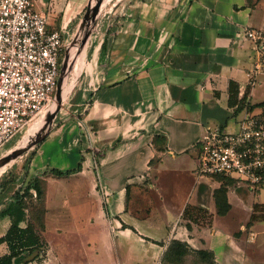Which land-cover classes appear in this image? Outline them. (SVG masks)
<instances>
[{
	"label": "crops",
	"instance_id": "0c3cea01",
	"mask_svg": "<svg viewBox=\"0 0 264 264\" xmlns=\"http://www.w3.org/2000/svg\"><path fill=\"white\" fill-rule=\"evenodd\" d=\"M72 1L82 5L73 17L61 21L57 9L48 17L50 30L61 26L69 35L66 44L78 33L90 2ZM47 2L36 11L47 14ZM261 23L264 0H106L102 5L69 99L73 110L85 108L84 120L92 130L90 155L111 200L118 232L134 234L140 241L127 244L132 264L139 257L135 256L139 243L141 248L153 247L149 246L153 255L141 257L142 263L160 264L171 236L193 251H207L215 264H264L259 260L264 238L253 231L264 221L247 226L253 214L263 213H254L253 207L264 205L262 196H257L264 190L251 192L241 183L227 186L230 208L220 217L212 195L221 183L196 175L200 142L207 130L218 127L236 132L245 113L242 103L260 104L252 100L256 87L264 89V76L258 78V85L247 86L251 50L242 41V31ZM75 120L71 113L55 124L26 161L0 175V238L12 224L22 229L30 225L47 242L43 234L48 227V186L56 181L54 171L69 172L62 176L68 183L85 176L79 183L88 185L85 154L89 148L86 151ZM171 172L194 175L193 185L200 187L192 201L187 196L180 205L163 202L159 178ZM16 180L20 188L39 181L42 205L35 193L21 196L27 187L17 190L18 196L4 194L8 183ZM81 190L90 196L89 190ZM241 190L248 192L243 195ZM238 208L246 211L248 220L231 233L219 221ZM39 209L41 227L34 220ZM203 213L210 216L208 230L198 225ZM62 217L76 222L72 214ZM61 230L56 226V232ZM7 254L6 243H0V257Z\"/></svg>",
	"mask_w": 264,
	"mask_h": 264
},
{
	"label": "rangeland",
	"instance_id": "374dc122",
	"mask_svg": "<svg viewBox=\"0 0 264 264\" xmlns=\"http://www.w3.org/2000/svg\"><path fill=\"white\" fill-rule=\"evenodd\" d=\"M43 2L44 0H31L32 6L35 10L38 6L43 5ZM55 9L60 11L59 13L62 15L60 20L63 21V18L66 16L73 17L77 9L82 10V5L78 4V6H76L72 0H48L47 7L45 8L47 11V14H45L47 19V30H50L48 17L53 15ZM251 29L264 30V23L251 27ZM57 31L62 36L66 37L64 41V44L66 45L69 35L66 34V31L63 30L61 26L57 28ZM78 41L80 43V38ZM76 44H78V42H76ZM63 58L64 54H60L57 60L59 67H61L60 65ZM81 60L82 55L80 52L74 51L70 53V64L69 67L67 66L68 68H66L67 77L63 84L65 93L62 96V101L59 106L60 109L55 116L50 129L62 119L68 117L69 114L73 113L76 115L75 123L78 126L80 136L84 141L86 151H88L87 148H89V151L87 153L85 152V160H87V162L89 160V164L86 162V173L90 174V177H87L90 178V180L87 181V186H83L84 184L81 182L79 183V180L83 179L85 176H82L71 183L65 181L62 176L55 175L56 177H53L56 181L54 183L50 182L48 186V207L50 208L48 227L46 233L43 234L44 240L47 242L45 243L42 241L45 245L44 251L38 257L28 262V264H132L131 260L128 259L132 250L127 248V244L130 245L132 243L136 245L140 242L134 234H121L118 232L116 218L114 216L115 214L111 209V200L109 199V196L106 195L104 185L100 179V175L96 171L92 155H90V138L92 139V130L84 120L85 108H77L73 110L71 100L69 99L74 92L79 76L81 75L80 70L75 79V73L83 65V61L81 62ZM258 80L259 79H257L256 85H258ZM260 90L262 91L261 94L259 93ZM256 93L257 95L253 98L252 102L264 103L263 87L261 89L256 87ZM54 97L55 94L49 106H47L28 124L27 127L1 148L0 158L10 154L15 149L21 148L22 144H26L29 141L28 136L30 137L35 125L38 124L41 115L48 111L51 105L56 102ZM260 112V108H254L250 113L260 114ZM32 149L26 152L22 157L18 158L7 168L3 167L0 170V175L2 172L12 171L15 170L17 166L19 167L22 162L29 158ZM193 182H195V177L192 173L182 174L171 172L170 174H165L159 178V186L164 188V193L159 196H162L163 202L169 200L178 205H180L187 196L188 199L189 197H192V201L200 187V185L194 186ZM8 184H10L9 189L6 188ZM8 184L3 187L4 191L7 189L4 194L8 196L13 193L18 194L17 190L21 191L24 187V184L21 185L22 188L19 187L21 182L18 180L15 182H9ZM234 186L236 185L234 184ZM26 187L27 186L24 188ZM81 187L89 190L90 196H84V191L81 190ZM241 191L243 192V195L248 192L245 190ZM33 193L35 192L33 191L30 193L23 190L21 196H31ZM250 194V196H256L255 194ZM159 196H157L158 199H160ZM257 196H262L260 197V201H264V191L259 192ZM141 204L142 207L146 206V203H143V201ZM237 210H234L231 217H225L219 221V224L231 233H235L241 223H246L248 220V215L244 209L238 208ZM67 213L72 214V216L75 217L74 219L76 222L69 223L67 218L62 217L63 214ZM182 215L186 216L187 214L185 215L183 213ZM198 218L200 219L198 223L199 227L208 230L210 216H208L207 213H203ZM80 219H82V222L76 224ZM175 224H177V222ZM58 225L63 228L61 232H56V226ZM253 231L259 234V238H264V223L256 225ZM146 234L147 233L144 235ZM141 246V243H139L135 249V256H139L134 258L136 264H143L141 257L148 259L149 256L153 255V251H150L149 249V246L150 248H153L151 245L142 248ZM259 260L260 262H264V252L261 254ZM160 264H215V262L207 251H193L189 249L185 243H182L179 239L175 240L171 236L168 241H166L165 247L163 248Z\"/></svg>",
	"mask_w": 264,
	"mask_h": 264
},
{
	"label": "built area",
	"instance_id": "2783aa9c",
	"mask_svg": "<svg viewBox=\"0 0 264 264\" xmlns=\"http://www.w3.org/2000/svg\"><path fill=\"white\" fill-rule=\"evenodd\" d=\"M46 20L31 0H0V150L53 100L61 69L57 60L68 44L57 30H47ZM242 41L251 50L246 77L252 88L264 76V30L244 28ZM250 112L246 107L236 132L207 130L198 177L222 176L251 192L264 190V111Z\"/></svg>",
	"mask_w": 264,
	"mask_h": 264
},
{
	"label": "trees",
	"instance_id": "16d2710c",
	"mask_svg": "<svg viewBox=\"0 0 264 264\" xmlns=\"http://www.w3.org/2000/svg\"><path fill=\"white\" fill-rule=\"evenodd\" d=\"M233 84L230 83V91L231 86ZM233 96V95H232ZM231 100V96H230ZM243 106L247 107L250 111L252 108H260L264 111V103L256 104L254 106H249L248 104L242 103ZM264 115V113H263ZM56 176L68 175L67 173H61L58 171L53 172ZM213 180L220 182L221 186L213 191V200L217 209V214L220 217H223L229 211L230 205L227 200V186L236 185L237 181L231 178H226L222 176H216L212 178ZM33 189L36 195L37 203L42 205L43 199V190L41 183L39 181L34 180L30 183V185L25 189L28 192L29 189ZM14 196H18V194H14ZM21 205V204H20ZM25 207L26 204H22ZM35 208V207H34ZM254 213L263 212L261 215L253 214L250 218V222L247 224L248 227L252 226L253 221L261 219L264 221V205H255L253 207ZM34 220L41 227L42 226V214L39 209L38 214L36 211L34 212ZM0 243H6L8 247V254L0 257V264H24L23 260L33 253H37L36 257H38L43 251L45 245L43 244L41 237L34 230V227L28 225L25 228H19L17 224H12L7 233L0 238ZM35 257V258H36Z\"/></svg>",
	"mask_w": 264,
	"mask_h": 264
},
{
	"label": "water",
	"instance_id": "95a60500",
	"mask_svg": "<svg viewBox=\"0 0 264 264\" xmlns=\"http://www.w3.org/2000/svg\"><path fill=\"white\" fill-rule=\"evenodd\" d=\"M103 3H104V0H90L82 16L81 23L78 29V33L76 34L74 39L68 44L64 59L61 64L60 76H59V79L56 85V91H55L54 98L57 103V107L55 111L47 118L45 125L35 134L34 137L29 139V141L25 145L21 146V148L13 150L10 154L0 158V168H3V167L7 168L9 165L15 162L18 158L22 157L26 152H28L33 147L40 144L47 136L48 132L50 131V126L52 125V122L60 109L59 106L62 101L61 100V89H62L63 78L66 75V68L68 64V57H67L68 48L77 42V40L82 35L84 28L88 25V29L85 32V34L82 36V39L79 43V47H83L86 44V41L91 35L92 30L96 24V20H97V17L99 15V12H100V9ZM36 255L37 253H33L29 257L25 258L23 262L28 263L32 261L36 257Z\"/></svg>",
	"mask_w": 264,
	"mask_h": 264
},
{
	"label": "bare ground",
	"instance_id": "6f19581e",
	"mask_svg": "<svg viewBox=\"0 0 264 264\" xmlns=\"http://www.w3.org/2000/svg\"><path fill=\"white\" fill-rule=\"evenodd\" d=\"M106 0H104V2H105ZM104 4V3H103ZM87 29H88V25L84 28V30H83V32H82V35L80 36V40L82 39V36L85 34V32L87 31ZM79 40V39H78ZM77 40V42H78V44H74V45H72V46H70L69 48H68V53H67V57H68V64H67V66L69 67V64H70V53H72V52H74V51H78V52H80L81 53V55H82V57L84 58V46L83 47H81V48H78L79 46V41ZM67 67V68H68ZM66 75L64 76V78H63V83H62V89H61V99H62V96H63V94L65 93V91H64V89H63V84H64V82H65V80H66ZM56 107H57V103L56 102H54L52 105H51V107L49 108V110L48 111H46V112H44L42 115H41V117H40V119H39V121H38V124L37 125H35V127H34V129H33V131H32V133L30 134V137L28 136V140L29 139H31L32 137H34L35 136V134L45 125V123H46V120H47V118L55 111V109H56ZM23 145H25V144H22V146ZM2 168H0V170H1Z\"/></svg>",
	"mask_w": 264,
	"mask_h": 264
}]
</instances>
